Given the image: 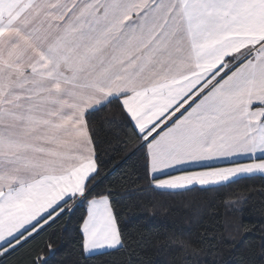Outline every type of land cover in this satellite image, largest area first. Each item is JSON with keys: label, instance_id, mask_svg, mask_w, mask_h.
<instances>
[{"label": "snow or ice", "instance_id": "1", "mask_svg": "<svg viewBox=\"0 0 264 264\" xmlns=\"http://www.w3.org/2000/svg\"><path fill=\"white\" fill-rule=\"evenodd\" d=\"M106 127L121 163L138 160V193L264 180V0H0V264H53L57 228L75 264L213 254L215 228L200 244L133 237L119 190L101 187Z\"/></svg>", "mask_w": 264, "mask_h": 264}, {"label": "trees", "instance_id": "2", "mask_svg": "<svg viewBox=\"0 0 264 264\" xmlns=\"http://www.w3.org/2000/svg\"><path fill=\"white\" fill-rule=\"evenodd\" d=\"M104 131L107 141L102 156L107 174L101 187L115 185L119 190V208L133 237L144 236L154 242L178 235L200 244L205 229L215 228L219 236L216 248L212 255H207V244L201 245L205 253L199 257L200 264H264V195L260 194L264 180L257 177L231 185L219 193L197 192L184 197L138 193L135 191L137 185L127 179L139 175L137 158L121 163L126 153L115 129L106 127ZM120 136L122 138V132ZM116 164L120 166L113 169ZM233 192L250 193L252 198L237 209H226L224 199ZM226 225H232L233 229L226 230ZM241 225L243 227L236 232L234 228ZM46 239L47 236L38 241L41 247ZM54 244L58 251L53 264H75L78 256L75 241L70 236L57 228ZM112 259L117 264L127 261V257L120 255ZM144 259L151 264H185L181 253L166 249L151 248Z\"/></svg>", "mask_w": 264, "mask_h": 264}]
</instances>
